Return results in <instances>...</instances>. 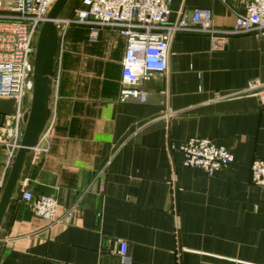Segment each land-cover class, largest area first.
<instances>
[{"label": "crops", "instance_id": "obj_1", "mask_svg": "<svg viewBox=\"0 0 264 264\" xmlns=\"http://www.w3.org/2000/svg\"><path fill=\"white\" fill-rule=\"evenodd\" d=\"M83 7L69 0L60 19ZM170 8L171 21L208 9L218 26L245 13L239 0ZM62 28L51 117L0 226V264H124L120 243L129 264H264V187L251 175L264 159V103L239 94L264 82V36H233L216 49L208 35L177 34L167 71L141 81V102L122 98L118 29ZM30 99L0 95V195L9 128ZM192 137L226 147L235 161L213 175L187 167L179 147ZM25 190L55 197L59 220L36 216ZM72 206L78 213L67 216Z\"/></svg>", "mask_w": 264, "mask_h": 264}, {"label": "built area", "instance_id": "obj_2", "mask_svg": "<svg viewBox=\"0 0 264 264\" xmlns=\"http://www.w3.org/2000/svg\"><path fill=\"white\" fill-rule=\"evenodd\" d=\"M56 0H0V95L13 96L19 104L31 96L36 42L41 25ZM173 0H82L83 8L73 15L58 20V27L72 24L94 29L114 27L126 38V51L122 62V98L144 102L147 92L140 83L153 73L168 69L170 46L177 34H205L216 49L237 35L264 36V0H239L245 13L238 15L231 26H218L208 9H196L170 20ZM61 36V32L59 30ZM239 94L257 96L264 103V82L253 79ZM22 115L19 113L9 128L7 146L14 154L20 146L23 133ZM187 167L198 168L213 175L235 161L234 154L224 146L200 137H192L179 147ZM13 156V155H12ZM252 182L264 187V159L251 164ZM22 198L31 204L36 216L55 222L58 200L53 196L34 195L23 191ZM78 213L72 206L67 216ZM128 245L120 243L122 263L129 264Z\"/></svg>", "mask_w": 264, "mask_h": 264}, {"label": "water", "instance_id": "obj_3", "mask_svg": "<svg viewBox=\"0 0 264 264\" xmlns=\"http://www.w3.org/2000/svg\"><path fill=\"white\" fill-rule=\"evenodd\" d=\"M69 0H56L41 25L34 55L33 87L28 108L23 114L20 146L13 154L11 167L0 195V226L8 209L26 158L39 143L52 113L56 57L60 45L58 20Z\"/></svg>", "mask_w": 264, "mask_h": 264}]
</instances>
